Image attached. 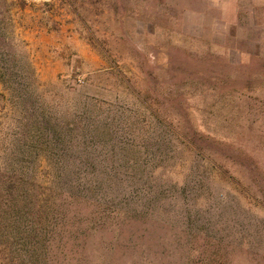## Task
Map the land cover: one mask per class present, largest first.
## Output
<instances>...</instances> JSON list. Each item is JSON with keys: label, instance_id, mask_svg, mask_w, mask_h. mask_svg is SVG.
<instances>
[{"label": "rangeland", "instance_id": "obj_1", "mask_svg": "<svg viewBox=\"0 0 264 264\" xmlns=\"http://www.w3.org/2000/svg\"><path fill=\"white\" fill-rule=\"evenodd\" d=\"M4 38L0 168L94 182L2 210L0 264H264V0H0Z\"/></svg>", "mask_w": 264, "mask_h": 264}, {"label": "trees", "instance_id": "obj_2", "mask_svg": "<svg viewBox=\"0 0 264 264\" xmlns=\"http://www.w3.org/2000/svg\"><path fill=\"white\" fill-rule=\"evenodd\" d=\"M13 42L14 40L10 41L8 38L0 39V70L7 73L6 76L9 77L13 74L10 67L15 63L21 66L23 70L24 67L31 68L29 60L23 62L20 56L16 57L17 52H19L17 48L20 46ZM3 56L7 59L5 60ZM21 62L24 63L23 66ZM33 76L32 84L34 86L32 90L36 94L39 91V86L35 71ZM0 83L5 84L7 81L0 79ZM20 92L22 95L24 94L23 89ZM45 120L46 118L41 116L37 117V125L44 129ZM46 122L48 125L52 124L49 120ZM42 179L36 175L21 173L14 167L0 168V215L1 211L5 210L10 214L9 217H5V220H10L17 210L30 208L32 211H36L37 226L46 222L45 224H52L53 229L57 230L61 225L58 224V220L61 219L62 221L64 218L63 213H59L61 208L70 206L74 202L80 203V200H83L81 196L85 192L90 194L93 191L94 179L90 178L59 176L52 182L46 179L43 182ZM50 242L52 243V240Z\"/></svg>", "mask_w": 264, "mask_h": 264}]
</instances>
